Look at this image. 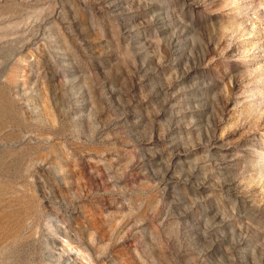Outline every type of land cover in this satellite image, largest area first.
I'll list each match as a JSON object with an SVG mask.
<instances>
[{
    "label": "rangeland",
    "instance_id": "rangeland-1",
    "mask_svg": "<svg viewBox=\"0 0 264 264\" xmlns=\"http://www.w3.org/2000/svg\"><path fill=\"white\" fill-rule=\"evenodd\" d=\"M0 264H264V0H0Z\"/></svg>",
    "mask_w": 264,
    "mask_h": 264
}]
</instances>
